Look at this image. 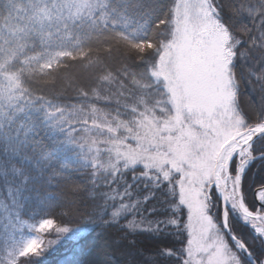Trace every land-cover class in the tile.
Instances as JSON below:
<instances>
[{"label": "trees", "instance_id": "16d2710c", "mask_svg": "<svg viewBox=\"0 0 264 264\" xmlns=\"http://www.w3.org/2000/svg\"><path fill=\"white\" fill-rule=\"evenodd\" d=\"M219 4V14L215 17L229 37V60L232 57L228 50L233 40L235 44L238 40L244 41L245 47L237 48L238 52L247 50L259 54V49H252L251 44L262 30L264 3L219 0ZM109 7L116 12L117 24L92 50L93 56L102 59L101 64L84 73L79 63L69 62L67 75L57 77L54 82L32 83L34 94L42 95L44 100L27 106L23 101L10 100L7 91L0 90V125L3 126L0 128V204L14 206L29 223L54 217L70 229L63 236L55 232L41 233L38 238L44 250L23 264H144L146 250L155 248L158 242L148 235L125 230L124 226L133 217H136L134 223H139L141 216L145 222L154 221L166 216V210L175 205L188 225L180 172L165 166L148 169L125 161L117 163L112 150L114 146H121L122 150L136 148L135 138L142 134L145 118L150 116L162 121L169 115L168 90L160 68L171 58L176 41L172 23L174 0H132L130 4L125 0H109ZM257 9H260L259 16L253 15ZM30 16L27 0H0V34L12 39L14 45L11 34H18ZM141 44L143 47H138ZM10 56L11 51L6 49L0 55V63H7ZM253 59L249 58L247 63L237 60L234 70L229 67L231 81L239 82L238 101L234 105L241 115L249 118H254L258 111L257 98L261 95L256 81L249 83L248 80V65ZM129 69L136 73L138 83L132 82L130 74L125 76ZM103 76H109L110 80L99 87L101 99H92L90 89ZM81 89L88 91L89 96H82ZM48 100L65 107L93 103L112 115L118 113L121 130L118 135L105 136L106 142L99 151L89 152L75 130L50 119L48 113L52 109L46 103ZM17 105L24 106L25 110L20 112ZM21 123L25 125L23 129ZM24 131H28L27 137ZM18 134L19 139H27V150L18 151L19 145L11 139ZM254 151L264 152V141H257ZM229 172L235 174L232 165ZM261 188H264V159L252 163L242 177L241 197L249 208L256 206L253 194ZM207 191L208 214L224 236L219 200L212 187ZM121 204L127 205L122 212L123 219L118 226L105 227V220L117 219L111 213ZM151 208L162 211L149 216ZM129 209L131 213L124 215ZM227 226L249 241L250 247L256 246L251 242L250 230L231 216ZM80 232L82 237L76 239ZM32 238H37V234L27 226L22 233H17V239ZM52 240L58 242L50 244ZM7 259V252L0 250V264H7Z\"/></svg>", "mask_w": 264, "mask_h": 264}, {"label": "snow or ice", "instance_id": "6c2138e0", "mask_svg": "<svg viewBox=\"0 0 264 264\" xmlns=\"http://www.w3.org/2000/svg\"><path fill=\"white\" fill-rule=\"evenodd\" d=\"M31 6V16L26 25L22 26L19 33H12L15 39L0 34V55H4L6 49L11 51L7 63H0V90H6L10 100H20L27 106L37 100H44L39 94H34L30 87L32 83L40 80L55 81L57 77L67 75L66 69L69 62L79 63L84 73L90 68L102 63V59L92 55L93 46L100 43L105 33L117 24L116 12L109 7V0H27ZM131 3L132 0H125ZM209 0H204L207 5ZM264 3V0H259ZM212 10L205 9L208 16L218 15L221 5L219 0H211ZM125 9V18L127 17ZM253 15L259 16L260 9ZM223 17H221V20ZM261 31L259 37L253 40L252 49H259V54L251 51L238 52L237 48L245 47L243 40H238L232 49H229L232 59L229 67H233L236 61L247 63L249 58L254 57L248 65L249 83L256 81L261 95L257 98L259 109L254 118L241 115L240 110L234 107L232 102L238 101L239 82L231 81L234 87H230L225 105L227 119L222 121L226 131L234 132L236 136L243 137L244 146L240 151L241 173L246 172L256 160L264 159V152H255L257 141H264V19L260 20ZM143 27V25H141ZM116 37L113 36V39ZM131 43V41H129ZM148 46L151 47V41ZM138 47L142 48L143 44ZM131 75L132 82L138 83L136 73L126 70L125 76ZM109 76L99 77L96 86L90 89L91 98L99 100V87L109 82ZM255 91V89H253ZM80 94L89 96L88 91L81 89ZM104 99H108L105 97ZM52 109L48 113L50 119L57 124H67L69 129L75 130L80 137L82 145H87L89 152L99 151L106 142L104 137L110 134L118 135L120 132L119 114L112 115L96 104H80L72 106L55 105L53 101H46ZM119 103V101H117ZM20 112L24 106L17 105ZM135 111L134 108L130 109ZM77 125L80 127L77 128ZM3 126L0 125V128ZM25 127L24 123L20 128ZM28 136V131H24ZM19 150H27V139L15 138ZM232 171H237L236 158L231 157ZM237 184L242 183V176H237ZM148 199H151L149 197ZM147 203V199L144 201ZM241 222L251 229V242L255 247L249 246L243 236H237L231 232L230 227L223 229L224 238L213 234L210 229L204 227L200 216L193 214L192 223L186 225L179 215L180 209L175 205L167 209V215L156 220H147L139 217L140 222H128L125 230L132 234L148 235L157 241V246L147 249L143 257L144 264H264V192L258 193L256 206L249 208L241 199L239 202ZM127 205L121 204L111 213L116 220H105V227L118 226L119 220L123 219L122 212ZM233 207H236L233 205ZM129 209L128 215L131 213ZM162 210L148 209V215ZM103 216V213H101ZM35 232L37 238L28 240L17 239V233H22L24 227ZM70 229L62 226L54 217L41 219L37 223H29L21 218V214L15 207L0 204V250L7 252V264H23V261L39 255L44 246L39 240L41 233L55 232L63 236ZM80 232L75 238L82 237ZM57 240L49 241L56 244ZM119 243V241H117ZM134 243V241H133Z\"/></svg>", "mask_w": 264, "mask_h": 264}, {"label": "rangeland", "instance_id": "374dc122", "mask_svg": "<svg viewBox=\"0 0 264 264\" xmlns=\"http://www.w3.org/2000/svg\"><path fill=\"white\" fill-rule=\"evenodd\" d=\"M206 8L212 10L210 0L207 5L204 0H174L172 23L176 41L171 58L160 68L168 90L169 115L162 121L150 116L145 118L142 134L135 138L136 148L122 150L121 146H114L112 150L117 163L125 161L148 169L165 166L180 172L188 225L195 213L204 227L224 238L210 219L206 195L212 186L219 196L215 181L212 182L213 168L222 147L235 135L222 124L227 119L225 105L232 87L227 52L229 37L218 25L215 15L205 14ZM234 45L233 40L230 49ZM232 104L235 107L234 101ZM230 151L225 160L221 159L217 174L236 195V180L226 175L225 170ZM237 153L240 167L241 160L247 157H241L240 151ZM230 204L236 206L233 209L242 219L233 199ZM226 217L224 213L225 220Z\"/></svg>", "mask_w": 264, "mask_h": 264}, {"label": "bare ground", "instance_id": "6f19581e", "mask_svg": "<svg viewBox=\"0 0 264 264\" xmlns=\"http://www.w3.org/2000/svg\"><path fill=\"white\" fill-rule=\"evenodd\" d=\"M242 146H244L243 137H241L238 142H234L233 144H231V146L223 152L221 159L225 160V157H226L229 149H232L234 151V150L240 149ZM215 184H216L217 189H218L219 197L222 200H226L228 202H230L231 199H233L237 205L238 210H239V203L238 202L240 201V197L238 195L237 185H236V195H234V193L232 192V188H230V190H228L225 183L218 178V175H217V178L215 180Z\"/></svg>", "mask_w": 264, "mask_h": 264}, {"label": "water", "instance_id": "95a60500", "mask_svg": "<svg viewBox=\"0 0 264 264\" xmlns=\"http://www.w3.org/2000/svg\"><path fill=\"white\" fill-rule=\"evenodd\" d=\"M239 136H237L235 139L231 140L230 142H228L227 144H225L224 147H227L229 144H231L232 142L236 141V139L238 138ZM220 156L217 158L216 160V163H215V166H214V170H213V176H212V179L213 181L215 180V174H216V171H217V168L219 166V163H220ZM231 159V156L230 158L228 159V162L230 161ZM260 192H264V188H261V189H257L254 194H253V197H254V200H255V203H256V199H257V196H258V193ZM240 196V189H239V194ZM221 209H222V212H225V210H227L232 216H234V212L230 206V204L228 203V201L226 200H222L221 201ZM241 223V221H239ZM222 227L223 229L227 228L226 227V224L222 222ZM248 227V226H247ZM249 228V227H248Z\"/></svg>", "mask_w": 264, "mask_h": 264}]
</instances>
